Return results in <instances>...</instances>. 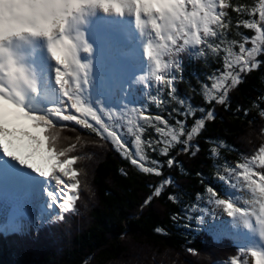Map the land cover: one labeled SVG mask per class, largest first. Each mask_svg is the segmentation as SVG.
<instances>
[{"label": "snow or ice", "instance_id": "6c2138e0", "mask_svg": "<svg viewBox=\"0 0 264 264\" xmlns=\"http://www.w3.org/2000/svg\"><path fill=\"white\" fill-rule=\"evenodd\" d=\"M21 7L26 14L0 28V234L5 236L22 234L27 225L38 229L75 211L80 184L76 145L59 142V129L67 123L110 143L140 172L159 177L162 163L175 166L173 151L196 156L192 141L215 119V105L227 108L229 93L264 65L258 59L264 57V0H29ZM98 12L116 19L93 26L91 18ZM120 18L132 23L131 31ZM20 41L42 48L44 55L31 60L19 56L13 44L19 47ZM183 56L220 63L206 84L197 81L207 109L193 108L176 96ZM134 85L153 101L151 89H166L177 107L167 117L145 115L144 106L130 98ZM40 99L45 106L34 103ZM260 105L264 93L253 102L264 117ZM145 126L156 137L143 141ZM125 127L135 137L134 152L125 146ZM148 149L163 161L149 157ZM211 153L216 156L217 148ZM216 177L217 185L200 178L202 186L185 219H195L197 230L214 238L239 240L243 233L253 238L224 264H264V143L251 155L218 165ZM169 184L164 179L144 205ZM240 192L246 196L236 195ZM53 209L58 211H48Z\"/></svg>", "mask_w": 264, "mask_h": 264}, {"label": "trees", "instance_id": "16d2710c", "mask_svg": "<svg viewBox=\"0 0 264 264\" xmlns=\"http://www.w3.org/2000/svg\"><path fill=\"white\" fill-rule=\"evenodd\" d=\"M240 31L249 35L246 30ZM218 67L220 63L212 58L183 56V79L176 84V96L193 108L207 109L210 105L203 99L197 81L207 83L206 76ZM262 93L264 65L245 76L229 93L227 108L215 105V119L207 121L202 134L192 141L197 146L196 156L173 151L175 166L162 163L159 177L140 172L110 143L100 141L79 125L67 123L59 129V142L76 145L78 160L74 168L80 184L75 211L44 224L34 238L28 234H0V264H223L238 255L237 248L242 247L239 241L214 238L204 229L197 230L195 219L187 221L185 215L202 186L201 177L204 183L217 185L218 165L251 155L264 143V117L253 106ZM160 102L163 107L159 110L152 106V115L167 117L176 104L166 89L160 94ZM169 123L174 124V120ZM213 147L217 148L216 156L211 153ZM149 156L161 162L164 159L153 152ZM164 179L171 184L144 205ZM185 223L190 227L185 228ZM188 248L196 254L186 251Z\"/></svg>", "mask_w": 264, "mask_h": 264}, {"label": "rangeland", "instance_id": "374dc122", "mask_svg": "<svg viewBox=\"0 0 264 264\" xmlns=\"http://www.w3.org/2000/svg\"><path fill=\"white\" fill-rule=\"evenodd\" d=\"M28 2H29V0H0V17L1 18H8L12 15L13 17L17 18L19 15L21 16L23 12L26 13L25 10L21 6L27 4ZM99 17L105 18L102 20L116 19L114 17H106L101 12H98L97 15L93 18H95V19L98 18L101 20V18H99ZM130 24L132 25V23H130ZM129 92H130V98L132 99L133 103L144 106V108L146 109L145 115H147L149 113L152 114V110H151L152 106H154L156 109H159V110L163 107V104L160 102V94L163 91H160L158 88H153L150 90L151 95L156 97V101H153L148 96H146L144 94L145 90L140 85H134L132 88L129 89ZM125 102H127V101H125ZM35 104L40 106V107L45 106V104L40 100L36 101ZM174 107H177V105ZM121 132L124 135L125 140H126L125 146L127 148H129L130 151L134 152L135 146L133 144V141L135 140V137L131 133L128 132L126 127L121 129ZM154 137H156V133H155L154 129L145 126L144 131L141 133V139L143 141H148L149 139H152ZM150 152H152V151L150 149H148L147 154L149 155ZM84 183L87 186L86 191L89 192V187H88L89 185H88L87 179H85V175H84ZM236 195H239V196H241V198H244L246 196V193L240 192V193H236ZM217 214H218V216H220V218H222L224 220L228 219V217L226 215H223V213L219 209L217 210ZM63 216H64V214H63ZM205 219H208V217H205ZM25 231L28 232V234L31 238H34L35 234H36V227L34 225H32L30 227H26V229H24V232ZM237 241L240 242L242 247H245L250 242L253 241V238L249 234L243 233L242 238L237 240Z\"/></svg>", "mask_w": 264, "mask_h": 264}, {"label": "bare ground", "instance_id": "6f19581e", "mask_svg": "<svg viewBox=\"0 0 264 264\" xmlns=\"http://www.w3.org/2000/svg\"><path fill=\"white\" fill-rule=\"evenodd\" d=\"M25 14L26 13H23L21 16H19V18L22 17V16H24ZM13 19H18V18H13V17H10V18L9 17L8 18H1L0 17V28H2L4 26L6 20L7 21H11ZM120 19H125V26L128 28L129 31H131L132 28H133V25L130 24L131 22H129L126 18H120ZM91 23H92L93 26H95L99 22H97V20L95 18H91ZM13 51L16 52L19 56L25 57V58H27L29 60H31L32 57H34V56L38 57V56L44 55L42 48L37 49V50L31 49L26 44H24L23 41H20L19 42V47H17L16 46V43L14 42V44H13ZM139 51L142 52V49H140ZM48 99H51L50 94L48 96ZM40 101H42L45 104V100L44 99H40ZM35 102L36 101H34V103ZM48 211H58V210L53 209V210H48ZM32 214H33V216H35L37 214V210L33 209L32 210ZM30 226H32V225H27L26 227H30Z\"/></svg>", "mask_w": 264, "mask_h": 264}]
</instances>
